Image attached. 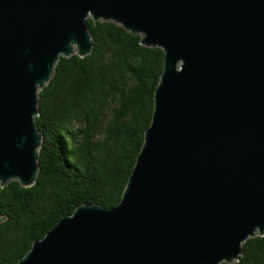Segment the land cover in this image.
<instances>
[{
    "label": "water",
    "instance_id": "obj_1",
    "mask_svg": "<svg viewBox=\"0 0 264 264\" xmlns=\"http://www.w3.org/2000/svg\"><path fill=\"white\" fill-rule=\"evenodd\" d=\"M163 49L114 206L82 203L16 264H220L264 234V0H0V186L34 183L39 90L93 47L86 17Z\"/></svg>",
    "mask_w": 264,
    "mask_h": 264
},
{
    "label": "trees",
    "instance_id": "obj_2",
    "mask_svg": "<svg viewBox=\"0 0 264 264\" xmlns=\"http://www.w3.org/2000/svg\"><path fill=\"white\" fill-rule=\"evenodd\" d=\"M86 22L90 53L60 56L38 93L34 183L0 186V264H16L79 204L116 205L151 122L163 49L114 21ZM220 264H264V234L248 237L238 260Z\"/></svg>",
    "mask_w": 264,
    "mask_h": 264
}]
</instances>
